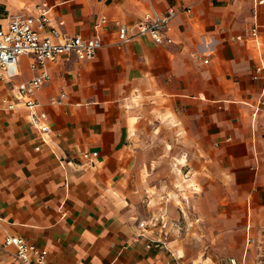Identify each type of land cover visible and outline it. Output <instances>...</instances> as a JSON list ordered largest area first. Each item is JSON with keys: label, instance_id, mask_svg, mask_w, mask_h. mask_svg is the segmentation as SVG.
I'll return each mask as SVG.
<instances>
[{"label": "crops", "instance_id": "obj_1", "mask_svg": "<svg viewBox=\"0 0 264 264\" xmlns=\"http://www.w3.org/2000/svg\"><path fill=\"white\" fill-rule=\"evenodd\" d=\"M42 4L47 30L102 45L92 60L47 62L37 98L49 134L21 104L0 106V264H21L8 235L45 248L49 264H259L264 0H0V25ZM170 6L171 42L137 33L151 7ZM31 61L0 97L36 74ZM161 214L165 239L149 223Z\"/></svg>", "mask_w": 264, "mask_h": 264}, {"label": "built area", "instance_id": "obj_2", "mask_svg": "<svg viewBox=\"0 0 264 264\" xmlns=\"http://www.w3.org/2000/svg\"><path fill=\"white\" fill-rule=\"evenodd\" d=\"M256 3L262 4L263 0H256ZM46 12L44 4L37 5L35 13L12 16L5 26L0 25V81L10 83L20 75L22 56H31L30 67L37 70L33 77L14 85L15 92L12 93L11 98L1 96L0 106L5 110H13L17 104L26 107L31 112V123L36 125L43 135L49 134L51 127L46 112L39 110L40 102L37 93L50 77L47 62L55 60L61 55H74L78 60H92L102 45L101 40L96 36L70 35L60 32L55 27L47 30ZM176 12L177 10L173 6L168 7L163 13H159L151 7L143 18L135 23L134 27L137 33L149 34L155 43L171 42L166 30L169 20ZM250 33L256 37L258 35L257 27L254 26ZM118 36L121 42H126L131 37L128 35L125 25L118 27ZM207 61L208 59L205 58L204 62ZM260 69H256L254 77H257ZM64 97L65 93L61 92L58 97L52 99V102L60 104ZM81 156L83 159L90 160L97 156V152L84 151ZM165 216L161 214L157 218L149 220L151 226H160L164 239L168 235L166 231H163L167 227ZM138 226L144 228L145 223L139 222ZM4 245L15 248V255L21 264H49L48 251L45 248L38 247L20 236H6ZM228 262L229 264H243L235 257L229 258ZM259 264H264L262 256L259 259Z\"/></svg>", "mask_w": 264, "mask_h": 264}, {"label": "rangeland", "instance_id": "obj_3", "mask_svg": "<svg viewBox=\"0 0 264 264\" xmlns=\"http://www.w3.org/2000/svg\"><path fill=\"white\" fill-rule=\"evenodd\" d=\"M178 173H179V176H180V179H179V181H176L175 182V186H176V188H180L181 189V187L182 186H184V178H183V176H182V174H181V172H180V170L178 171ZM178 186V187H177ZM177 189V190H178ZM176 191V190H175ZM250 244H252L254 247H256L257 246V242H250ZM258 248V247H257ZM254 249H256V248H254ZM257 250V249H256ZM264 251H263V248L262 247H259L258 248V250L256 251V255H260V256H263L264 255V253H263Z\"/></svg>", "mask_w": 264, "mask_h": 264}]
</instances>
